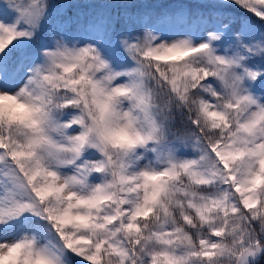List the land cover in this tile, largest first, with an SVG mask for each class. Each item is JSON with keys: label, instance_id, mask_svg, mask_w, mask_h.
<instances>
[{"label": "snow or ice", "instance_id": "snow-or-ice-1", "mask_svg": "<svg viewBox=\"0 0 264 264\" xmlns=\"http://www.w3.org/2000/svg\"><path fill=\"white\" fill-rule=\"evenodd\" d=\"M83 7L0 0V264H261L264 0Z\"/></svg>", "mask_w": 264, "mask_h": 264}, {"label": "trees", "instance_id": "trees-1", "mask_svg": "<svg viewBox=\"0 0 264 264\" xmlns=\"http://www.w3.org/2000/svg\"><path fill=\"white\" fill-rule=\"evenodd\" d=\"M24 2V0H22ZM50 2H61V0H50ZM75 2L84 5V7L81 9V11L86 12L87 5L93 4V3H102L105 2V0H76ZM133 3H145V2H167V0H131ZM135 11V9H133ZM261 264H264V260L261 261Z\"/></svg>", "mask_w": 264, "mask_h": 264}, {"label": "clouds", "instance_id": "clouds-1", "mask_svg": "<svg viewBox=\"0 0 264 264\" xmlns=\"http://www.w3.org/2000/svg\"><path fill=\"white\" fill-rule=\"evenodd\" d=\"M35 264H43V261L38 259V260L35 261Z\"/></svg>", "mask_w": 264, "mask_h": 264}, {"label": "rangeland", "instance_id": "rangeland-1", "mask_svg": "<svg viewBox=\"0 0 264 264\" xmlns=\"http://www.w3.org/2000/svg\"><path fill=\"white\" fill-rule=\"evenodd\" d=\"M75 1H76V0H75ZM86 10L89 11V8L87 7ZM87 11H86V12H87Z\"/></svg>", "mask_w": 264, "mask_h": 264}]
</instances>
